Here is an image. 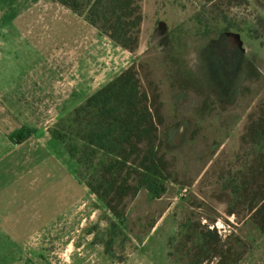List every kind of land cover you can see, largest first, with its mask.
Listing matches in <instances>:
<instances>
[{"label":"rangeland","instance_id":"rangeland-1","mask_svg":"<svg viewBox=\"0 0 264 264\" xmlns=\"http://www.w3.org/2000/svg\"><path fill=\"white\" fill-rule=\"evenodd\" d=\"M17 1L26 47L13 50L20 37L11 38L3 58L20 64L0 69L11 82L0 87L10 116L56 120L51 131L133 68L160 118L153 145L165 169L163 193L141 187L113 214L75 163L72 195L25 231L9 264H240L264 241L250 196L228 212L225 189L234 175L253 180V190L264 185V175L249 173L262 164L253 134L264 132V0H139L131 51L53 0H9L11 10Z\"/></svg>","mask_w":264,"mask_h":264},{"label":"trees","instance_id":"trees-1","mask_svg":"<svg viewBox=\"0 0 264 264\" xmlns=\"http://www.w3.org/2000/svg\"><path fill=\"white\" fill-rule=\"evenodd\" d=\"M53 1L82 18L114 45L130 51L135 48L142 21L139 0ZM152 104L137 73L129 68L89 96L50 131L79 166V175L91 172L86 186L113 214H119L118 205L141 187L154 196L164 192L165 164L153 145L160 118ZM20 138L17 142H21ZM253 142L260 146L259 155L263 157L264 132H255ZM262 157V164L250 167V174L264 175ZM252 184L253 180L239 182L235 175L229 179L225 188L232 197L228 212H232L236 202L250 196V210L264 232V185L253 190Z\"/></svg>","mask_w":264,"mask_h":264},{"label":"crops","instance_id":"crops-1","mask_svg":"<svg viewBox=\"0 0 264 264\" xmlns=\"http://www.w3.org/2000/svg\"><path fill=\"white\" fill-rule=\"evenodd\" d=\"M13 4L11 10L9 0H0L1 70L20 64L8 63L3 58L9 52L11 38L14 41V37H20L14 42L13 50L15 43L18 49L20 44L26 47L25 36L20 35L23 31L14 25L22 22L25 29V17L20 18L25 13L19 14L18 1ZM11 14L15 16L13 20ZM261 14L264 20V10ZM10 83L0 79L1 88ZM5 102L0 95V264H9L12 247L25 244L27 229L41 228L43 221L57 216L55 208L53 211L47 208L56 207L58 198L71 196L75 182L74 160L50 134L56 120L51 125L28 124L21 117L10 116ZM46 111L59 112L56 106ZM23 131L26 135L21 142L11 137ZM240 264H264V241L249 249Z\"/></svg>","mask_w":264,"mask_h":264}]
</instances>
